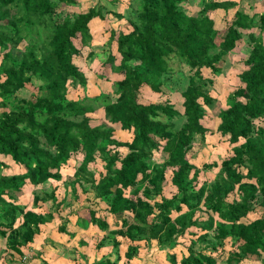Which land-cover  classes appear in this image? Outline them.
Segmentation results:
<instances>
[{
	"label": "trees",
	"instance_id": "16d2710c",
	"mask_svg": "<svg viewBox=\"0 0 264 264\" xmlns=\"http://www.w3.org/2000/svg\"><path fill=\"white\" fill-rule=\"evenodd\" d=\"M192 1L140 0L130 29L109 30L113 51L103 66L121 78L111 83L114 98L104 91L89 98L100 101L108 123L93 124V101L66 92L68 83L85 88L79 61L92 47L89 22L104 19L108 9L93 5L64 15L58 4L73 7L76 0H0V236L12 252L20 254L53 217L24 210L14 203L16 194L26 183L55 182L50 192L34 194L33 204L58 203V185L88 184L90 206L105 203V215L88 210L91 222L126 239L127 256L138 242L154 240L171 250L169 264H264V10L250 13L236 0H203L195 9ZM230 10L217 28L213 14ZM244 35L250 48L239 61L238 83L218 105L210 129L203 123L204 106L216 101L209 88ZM174 57L187 78L181 114L170 102L138 100L143 86L161 92ZM96 75L110 81L104 72ZM176 118H182L179 126ZM110 124L127 138L115 137ZM207 133L219 135L227 154L199 166L188 152ZM5 158L23 171L1 174ZM100 163L95 178L90 164ZM107 214L121 217L119 228L107 230ZM192 235L209 243L210 253L191 250L177 261L172 249Z\"/></svg>",
	"mask_w": 264,
	"mask_h": 264
},
{
	"label": "crops",
	"instance_id": "0c3cea01",
	"mask_svg": "<svg viewBox=\"0 0 264 264\" xmlns=\"http://www.w3.org/2000/svg\"><path fill=\"white\" fill-rule=\"evenodd\" d=\"M94 20L97 19H92V21ZM107 69L113 75L112 77L108 76L104 70H100L98 73L104 72L110 78V81L106 82L111 86V82L120 79L121 75L113 73L109 67ZM103 91L106 92L105 88L103 89L101 86V90L99 89L96 95ZM123 134L124 132L119 129V125L114 128L115 137L116 135L121 137ZM5 161L7 167L1 170V174L9 175L23 171L10 158H5ZM5 170L9 171L4 172ZM54 185L55 182L51 184L47 182L40 187L26 183L22 186L21 191L16 194L14 203L23 206L24 210H31L40 214L52 212L53 217L50 221L39 225V229L31 242L20 247V254L8 249L5 245L6 239L0 236V264H169L171 250L166 246L159 247L154 240L140 241L135 244V253L132 256H127V246L130 243L126 239L120 236L113 237L111 233L92 223L88 216V210L94 209L95 215L100 211L105 215V203L97 201V204L90 206L93 195L88 194V184H84L83 187L68 185L66 188L58 185L55 191L58 203L54 204L51 200H41L33 204L34 194H39L41 190L48 193ZM83 190H86V193ZM74 194H76L75 197ZM23 200L28 203L24 204ZM59 203L61 206L57 208ZM259 211L256 209V212ZM105 219L108 223L107 230H115L120 227L121 217L119 215H108ZM20 222L21 215H18L14 226L19 225ZM196 236L185 237L184 242L182 241L172 249L176 254L177 261L183 255H188L191 250L201 251L205 254L210 253L209 243L198 240ZM114 238L118 242L117 246L114 244ZM244 264L262 263L260 259H254L246 260Z\"/></svg>",
	"mask_w": 264,
	"mask_h": 264
},
{
	"label": "rangeland",
	"instance_id": "374dc122",
	"mask_svg": "<svg viewBox=\"0 0 264 264\" xmlns=\"http://www.w3.org/2000/svg\"><path fill=\"white\" fill-rule=\"evenodd\" d=\"M76 1L77 4L73 7H63L58 4V9H62L65 12L64 15H71L74 12L86 9L93 5H102L107 8L108 11L104 12V19L96 18L97 20H91L92 23H90L91 21L89 22L92 47L89 49H84L83 56L85 58L79 61L81 68L84 69L86 73L87 84L85 88L77 84L72 85L71 83H68L66 93L67 96L71 99H81L84 95L88 97V100L93 101L92 104L95 105V110L91 114V118L93 120L92 123H107L103 115V110L100 101H94L89 98H93L94 96H96L98 90H101V86H103V89L105 88V91L109 94L111 98H114L109 83L99 79L98 76L96 77V74L100 70H104L105 73L108 74V76H113L109 72L107 67L103 66L107 53L109 52V50L113 51L112 46H107V42L109 39V30L114 29L127 31L128 29H130L128 20L130 18L132 21H136V12L140 0H117L114 4H110L107 0ZM236 1H238V7L244 8L250 13L264 10V0ZM202 2L203 0H193L192 4L195 9H197L201 6ZM182 7L186 9V6ZM112 11L121 14L123 16L122 19H119L117 16L111 14ZM231 13L232 11L230 10L226 14H223L222 12L219 14L216 13L217 15L213 14V18L216 20V27L219 29L223 28L225 22L229 20ZM262 38L264 42V31L262 33ZM249 45L250 44L248 43V38L246 35H244L243 39L237 42L236 47L233 49V51L226 56V59L219 63L220 67L222 68L221 73L218 75L214 85L209 88L210 94L216 98V101L204 106L205 117L203 118V123L210 129L214 130L215 125L218 121V105L224 104L225 95L230 92L233 87L236 86V84L238 83L237 75L242 68V66L239 64V61L243 60L246 57L250 48ZM89 50H91L92 55L87 56V51ZM169 64L172 68V71L166 75H163V84L161 86V92L155 93L152 92L147 86H143L138 94V100L143 103L170 102L174 106V108L181 114L182 98L180 92L184 89L186 85V71L175 57L169 60ZM29 89L30 88L24 89L23 91H21V94L27 95ZM181 121L182 118H176V126H179L181 124ZM110 125L114 128L118 127V124ZM118 136L116 135V137ZM119 138H123L124 140L127 137L119 136ZM205 138L206 140L204 143H200L199 139H197L188 152V156L191 158V160L199 166H201L203 162H210V160L217 161L222 156L227 154L226 145L218 142V140H221L218 134L207 133ZM157 159L158 158L155 157V160ZM90 170L93 172L95 178H97V174L102 171L101 163L96 165L90 164ZM202 170L207 176H211L212 171H209L208 169ZM8 171L9 170H5L4 172ZM23 203L26 204L28 202L23 200Z\"/></svg>",
	"mask_w": 264,
	"mask_h": 264
}]
</instances>
